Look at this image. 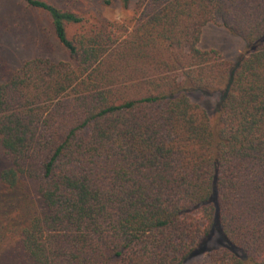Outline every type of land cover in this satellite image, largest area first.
Instances as JSON below:
<instances>
[{"label":"trees","instance_id":"obj_1","mask_svg":"<svg viewBox=\"0 0 264 264\" xmlns=\"http://www.w3.org/2000/svg\"><path fill=\"white\" fill-rule=\"evenodd\" d=\"M21 1L66 58L0 76V263L264 264V0H140L133 25ZM209 24L245 52L202 49Z\"/></svg>","mask_w":264,"mask_h":264},{"label":"rangeland","instance_id":"obj_2","mask_svg":"<svg viewBox=\"0 0 264 264\" xmlns=\"http://www.w3.org/2000/svg\"><path fill=\"white\" fill-rule=\"evenodd\" d=\"M52 1L59 5L67 3V0ZM105 1L77 0V9L88 12L87 17L92 18V21L106 19L135 24L140 0H129L126 8L122 0H110L109 3ZM200 47L207 50L216 49L221 57L227 60L237 59L246 48L240 36L213 24L204 27ZM38 52L55 59L66 58V53L51 31L48 16L26 7L21 0H0V76H7ZM193 100L207 107L209 111L212 110L214 98L199 94L193 96ZM208 261L207 252H204L194 257L190 264H209ZM0 264H7V261L3 259Z\"/></svg>","mask_w":264,"mask_h":264}]
</instances>
